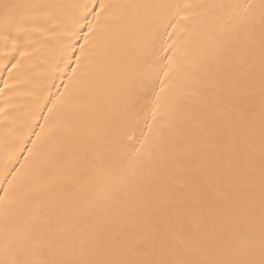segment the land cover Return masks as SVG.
<instances>
[{
  "label": "bare ground",
  "instance_id": "1",
  "mask_svg": "<svg viewBox=\"0 0 264 264\" xmlns=\"http://www.w3.org/2000/svg\"><path fill=\"white\" fill-rule=\"evenodd\" d=\"M0 264H264V0H0Z\"/></svg>",
  "mask_w": 264,
  "mask_h": 264
}]
</instances>
